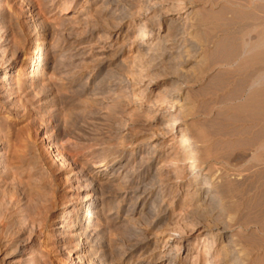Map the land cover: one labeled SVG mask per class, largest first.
I'll return each instance as SVG.
<instances>
[{
    "label": "rangeland",
    "instance_id": "obj_1",
    "mask_svg": "<svg viewBox=\"0 0 264 264\" xmlns=\"http://www.w3.org/2000/svg\"><path fill=\"white\" fill-rule=\"evenodd\" d=\"M230 239L264 264V0H0V264H230Z\"/></svg>",
    "mask_w": 264,
    "mask_h": 264
},
{
    "label": "bare ground",
    "instance_id": "obj_2",
    "mask_svg": "<svg viewBox=\"0 0 264 264\" xmlns=\"http://www.w3.org/2000/svg\"><path fill=\"white\" fill-rule=\"evenodd\" d=\"M146 29V28H145ZM148 29V28H147ZM143 31V30H142ZM151 32H152V30H151ZM145 33V36L144 35H142V36H144V38H149V36H147V33H149V32H144ZM140 34H142V33H140ZM150 35V34H149ZM143 38V37H142ZM39 52V50L37 49V51H36V53H38ZM35 76H36V74H35ZM7 78V77H6ZM5 78V79H6ZM185 139V138H184ZM184 142H187V139H185V140H183ZM189 141V140H188ZM191 141V140H190ZM192 142V141H191ZM59 154V153H58ZM63 155V154H62ZM62 157H64V156H62ZM64 159V158H63ZM197 189L199 190V191H203V190H207V192H210V193H212V195L211 194H208L207 196L209 197V199L210 198H213L214 199V197H216L217 196V194L215 193V189L213 188V186H207L205 183L204 184H200V182L198 183V186H197ZM150 193V192H149ZM216 195H215V194ZM87 206V205H86ZM85 206V207H86ZM90 206H91V208L92 209H90ZM97 206V204L94 202V201H90L89 202V205L87 206V208H85V213H87V214H89L90 216H91V214H90V211H94L95 212V207ZM82 212H84V207L83 208H79L78 209V217H80L81 216V214H82ZM95 222V221H94ZM78 224V223H77ZM78 229V230H77ZM77 229L74 231L75 233H73L72 234V236H79V234L82 232L81 230H82V225L81 224H79V226L77 227ZM84 229V228H83ZM80 230V232H77V231H79ZM228 230H226V229H224V230H222V232L220 233V236H221V239H225L226 237H227V232ZM234 239H230L229 241H227L226 242V244H224L223 245V248L224 249H222L223 251H224V253L226 254V256L227 257H230L231 259H232V262L230 263V264H238L237 262H238V259H240V254L241 253H239V251H238V249L236 248V243L233 241ZM229 259V258H228ZM242 259V258H241Z\"/></svg>",
    "mask_w": 264,
    "mask_h": 264
}]
</instances>
